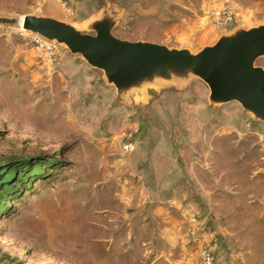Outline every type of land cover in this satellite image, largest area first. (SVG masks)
<instances>
[{"label": "rangeland", "instance_id": "1", "mask_svg": "<svg viewBox=\"0 0 264 264\" xmlns=\"http://www.w3.org/2000/svg\"><path fill=\"white\" fill-rule=\"evenodd\" d=\"M67 1L71 17L56 0H0V264H153V200L168 185L206 217H188L195 264L191 232L218 264H264V121L236 102L211 106L197 77L118 97L79 55L62 46L49 66L18 35L26 14L88 32L108 12L119 39L197 52L264 24V0ZM225 3L239 17L222 28L211 14Z\"/></svg>", "mask_w": 264, "mask_h": 264}, {"label": "water", "instance_id": "2", "mask_svg": "<svg viewBox=\"0 0 264 264\" xmlns=\"http://www.w3.org/2000/svg\"><path fill=\"white\" fill-rule=\"evenodd\" d=\"M116 17L108 12L86 24L26 14L22 29L54 40L89 66L101 70L118 97L155 83L199 78L208 88L211 106L236 102L256 121H264V24L234 27L197 52L148 41H128L112 34ZM91 32V33H90Z\"/></svg>", "mask_w": 264, "mask_h": 264}, {"label": "crops", "instance_id": "3", "mask_svg": "<svg viewBox=\"0 0 264 264\" xmlns=\"http://www.w3.org/2000/svg\"><path fill=\"white\" fill-rule=\"evenodd\" d=\"M45 16L64 20L53 14H45ZM165 188H170L164 192L166 195L161 192L153 200L157 221L155 232L158 242V250L153 264H195L196 253L193 251V246L187 244L190 243L187 239L190 226L188 217L195 216L201 223L205 222L206 217L200 220L199 213L193 212L191 208L187 207L191 203L184 192L172 193L171 185ZM200 229L205 230L204 224L199 226ZM204 232L206 233V231Z\"/></svg>", "mask_w": 264, "mask_h": 264}, {"label": "built area", "instance_id": "4", "mask_svg": "<svg viewBox=\"0 0 264 264\" xmlns=\"http://www.w3.org/2000/svg\"><path fill=\"white\" fill-rule=\"evenodd\" d=\"M62 11L66 16H73L74 12L71 5L67 0H56ZM42 5L37 7V10L41 9ZM239 17V13L235 11L230 4L225 3L220 8L214 10L211 14V18L214 23L222 28H225L235 22ZM18 35L24 40L26 44H30L36 51L41 53L42 58L52 66L58 62L61 57L62 46L54 40H48L36 33H32L22 29L21 25L18 28ZM123 153L129 154L134 150V145L131 141H126L121 145ZM190 221L194 222L192 218ZM191 236L195 243L198 244V264H218L213 255L211 249L207 245H203V239L198 234L191 232ZM200 239V241L198 240ZM202 239V240H201Z\"/></svg>", "mask_w": 264, "mask_h": 264}, {"label": "trees", "instance_id": "5", "mask_svg": "<svg viewBox=\"0 0 264 264\" xmlns=\"http://www.w3.org/2000/svg\"><path fill=\"white\" fill-rule=\"evenodd\" d=\"M19 182H21V180L19 181ZM11 188L9 189V188H6L5 189V185L2 187L3 188V190H6V192H8V193H12V192H14L15 191V188H16V186H10Z\"/></svg>", "mask_w": 264, "mask_h": 264}, {"label": "bare ground", "instance_id": "6", "mask_svg": "<svg viewBox=\"0 0 264 264\" xmlns=\"http://www.w3.org/2000/svg\"><path fill=\"white\" fill-rule=\"evenodd\" d=\"M21 22H22V19H21ZM20 22V23H21ZM161 84V83H160ZM118 204V203H117ZM118 208V207H117ZM119 210V209H118ZM62 252V251H61ZM64 252V251H63ZM75 257H76V259H78L80 256H77V255H75Z\"/></svg>", "mask_w": 264, "mask_h": 264}]
</instances>
